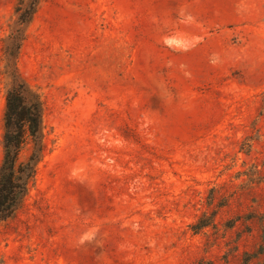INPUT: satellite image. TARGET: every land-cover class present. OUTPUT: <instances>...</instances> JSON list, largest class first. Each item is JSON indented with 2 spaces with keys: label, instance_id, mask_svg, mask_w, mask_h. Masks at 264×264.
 Here are the masks:
<instances>
[{
  "label": "rangeland",
  "instance_id": "374dc122",
  "mask_svg": "<svg viewBox=\"0 0 264 264\" xmlns=\"http://www.w3.org/2000/svg\"><path fill=\"white\" fill-rule=\"evenodd\" d=\"M17 68L46 151L0 264H264V0H43Z\"/></svg>",
  "mask_w": 264,
  "mask_h": 264
},
{
  "label": "trees",
  "instance_id": "16d2710c",
  "mask_svg": "<svg viewBox=\"0 0 264 264\" xmlns=\"http://www.w3.org/2000/svg\"><path fill=\"white\" fill-rule=\"evenodd\" d=\"M43 0H18L10 33L4 40L7 79L3 159L0 164V224L15 217L35 181L46 145L44 104L40 93L19 73L17 60ZM29 153L22 159L23 151Z\"/></svg>",
  "mask_w": 264,
  "mask_h": 264
},
{
  "label": "clouds",
  "instance_id": "9594fccd",
  "mask_svg": "<svg viewBox=\"0 0 264 264\" xmlns=\"http://www.w3.org/2000/svg\"><path fill=\"white\" fill-rule=\"evenodd\" d=\"M191 19V17H189ZM165 44L169 47L176 46V48H182V40L178 36L166 37ZM92 239V233H84L80 238V243L83 244L85 241H89Z\"/></svg>",
  "mask_w": 264,
  "mask_h": 264
}]
</instances>
